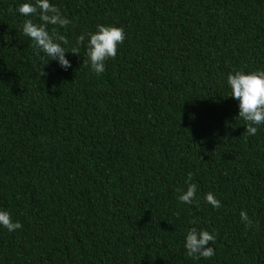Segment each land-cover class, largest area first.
I'll return each instance as SVG.
<instances>
[{
    "label": "trees",
    "instance_id": "1",
    "mask_svg": "<svg viewBox=\"0 0 264 264\" xmlns=\"http://www.w3.org/2000/svg\"><path fill=\"white\" fill-rule=\"evenodd\" d=\"M25 2L0 0V209L22 224L0 227V264H264V125L245 132L226 82L264 71V0H50L68 51L124 29L100 75L83 44L43 65ZM192 227L212 258L186 254Z\"/></svg>",
    "mask_w": 264,
    "mask_h": 264
},
{
    "label": "clouds",
    "instance_id": "2",
    "mask_svg": "<svg viewBox=\"0 0 264 264\" xmlns=\"http://www.w3.org/2000/svg\"><path fill=\"white\" fill-rule=\"evenodd\" d=\"M16 11L24 17L38 16L40 21L38 24L34 23L31 18L25 20L22 25L23 34L31 40L43 65H47L49 61H55L65 71L72 67L66 54H79L77 46L83 44L86 47L87 62L91 70L97 75L102 74L105 71V61L109 58L115 59L118 45L122 44L126 38L123 28L101 24L97 25L94 32L78 36L77 46L68 51L65 48L68 39L56 32L50 33L47 29L48 25L67 27L70 23L69 19L64 17L59 8L50 0H35V3L29 0V2L20 4ZM226 82L230 89L229 96L238 101V117L245 122V132L250 136H255L260 127L264 125V71L248 73L236 71L227 76ZM188 179L191 180V175ZM197 188V184L188 183L187 189L179 195V200L187 205L198 203L196 200ZM204 200L213 207L220 206V202L211 192L205 194ZM241 220L249 222L246 213H242ZM191 223L195 225L196 221L193 220ZM0 227L14 232L22 228V224L18 221L14 222L8 210L0 209ZM214 242L215 235L213 233L192 227L184 237V248L190 257L210 259L215 255V250L209 245Z\"/></svg>",
    "mask_w": 264,
    "mask_h": 264
}]
</instances>
